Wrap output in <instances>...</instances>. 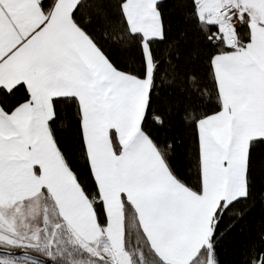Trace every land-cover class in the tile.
Returning <instances> with one entry per match:
<instances>
[{
  "label": "snow or ice",
  "instance_id": "snow-or-ice-1",
  "mask_svg": "<svg viewBox=\"0 0 264 264\" xmlns=\"http://www.w3.org/2000/svg\"><path fill=\"white\" fill-rule=\"evenodd\" d=\"M0 264H264V0H0Z\"/></svg>",
  "mask_w": 264,
  "mask_h": 264
}]
</instances>
